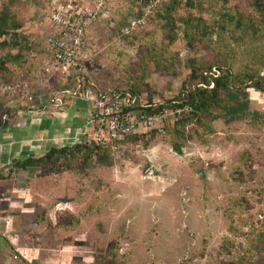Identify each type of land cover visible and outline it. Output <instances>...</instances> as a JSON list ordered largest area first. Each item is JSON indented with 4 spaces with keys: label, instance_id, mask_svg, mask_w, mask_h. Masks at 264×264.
I'll return each mask as SVG.
<instances>
[{
    "label": "rangeland",
    "instance_id": "rangeland-1",
    "mask_svg": "<svg viewBox=\"0 0 264 264\" xmlns=\"http://www.w3.org/2000/svg\"><path fill=\"white\" fill-rule=\"evenodd\" d=\"M76 2L91 13L94 87L180 104L186 89L221 73L234 86L264 77V0ZM47 3L0 0V29L31 42L15 63L1 60L11 47L0 51V84L17 89L0 90V128L32 137L12 154L19 160L82 142L47 140L63 121L41 122L65 106L47 102L62 80L41 70ZM23 84L28 95L46 89L44 105L29 102ZM245 91L253 120L193 109L99 156L55 155L49 170L0 156V264H264V87ZM80 125L65 124L69 135Z\"/></svg>",
    "mask_w": 264,
    "mask_h": 264
},
{
    "label": "built area",
    "instance_id": "built-area-1",
    "mask_svg": "<svg viewBox=\"0 0 264 264\" xmlns=\"http://www.w3.org/2000/svg\"><path fill=\"white\" fill-rule=\"evenodd\" d=\"M46 8L48 27L41 42L44 53L41 70L58 76L62 81H69L71 85L57 87L49 94L50 101L46 95L45 99L57 108L70 100L86 104L83 125L78 133L83 143L113 147L115 142L131 134L158 128L190 112L188 104H179L174 100L155 109L161 103L138 98L130 92H112L94 87L86 72L91 57L85 29L91 13L76 0H48ZM84 76L89 78L87 85H83ZM0 90L17 91L15 85L11 87L9 84H0ZM22 90L26 99L32 102L26 84H23ZM36 101L40 105L46 102L42 96H37Z\"/></svg>",
    "mask_w": 264,
    "mask_h": 264
},
{
    "label": "trees",
    "instance_id": "trees-1",
    "mask_svg": "<svg viewBox=\"0 0 264 264\" xmlns=\"http://www.w3.org/2000/svg\"><path fill=\"white\" fill-rule=\"evenodd\" d=\"M29 40V37L21 33L18 28H13L12 30L0 29V51H2L5 47H11L12 50H14V53H12V55L10 53H4L3 57H1V60H8L12 61V63H15L19 58L18 54L20 50L22 48L31 47V42ZM87 64L89 65V62ZM263 79L264 77L260 76L257 81L252 84L247 83L244 86H234L231 83L229 75L221 73L211 77L210 80L204 79L202 81L205 83L203 87L194 84L190 89H186V92L181 99V103L188 104L190 106V112L192 113L193 109L196 112L203 114L207 112L211 107H218L221 110V116H228L233 118L249 117L253 120L254 116L257 114V111L248 109V99L245 88L253 87L261 89L264 87ZM88 80L89 78L87 76H84L83 85H87ZM208 81H210L211 83L210 87H207ZM70 85L71 83L69 81H62L57 87H69ZM221 91L225 93L224 98L219 96ZM45 92L46 89L44 92L38 90L31 93L32 102H36L37 96ZM119 92L130 91L123 90ZM164 104L165 103H161L157 105L155 109L161 108L162 106H164ZM17 111L18 110H15V112ZM109 147L110 146L102 147L95 144H85L83 142L75 143V145L71 149H69V147H65V145H60L58 147L51 146L39 156H27L20 160L16 159L13 161V165L21 170L25 169L28 166L38 167L41 170H49L52 166L51 164L54 161L55 155H74L75 153L73 149H75L80 153L84 152L85 154H89L90 152H92L96 156H99L102 151L110 149Z\"/></svg>",
    "mask_w": 264,
    "mask_h": 264
},
{
    "label": "crops",
    "instance_id": "crops-1",
    "mask_svg": "<svg viewBox=\"0 0 264 264\" xmlns=\"http://www.w3.org/2000/svg\"><path fill=\"white\" fill-rule=\"evenodd\" d=\"M85 112H86V104L84 102L75 101L72 103V101H70V103L67 102L65 104L62 112H53L52 114H46L45 116H43V119H41L42 123L45 122L44 119H47L46 123H49V121H52V120L56 121V122L63 121V123L61 122L59 124H62L61 125L62 127L64 126L61 130L54 129L55 132H53V134L51 135L52 137L49 136L50 138H47V140L48 139H51V140L54 139L55 140L56 136H61V137H58L57 140H64L65 141L66 139H71L70 138L71 136L73 138V137L79 135L78 133L81 130V127H82L81 125H80V127L72 128V130H71L72 134L69 135L70 128L66 127L65 124L70 122V124L72 125L76 122L81 121V123L83 125V119H84ZM53 135H55V136H53ZM36 139L40 140V138H36ZM1 140H5V143L3 145H0V148H4V150H6V153L3 152V154L1 153L2 155L0 154V156H4L1 160L9 161L10 162L9 167H10L11 166L10 164L12 163V157H13V160L19 159V158H16L17 156H15V155L17 153L24 152V150H27V146L29 145V143L27 144V142H29V141L32 142V137L29 135V133L27 131H25V133H20V134H18L17 132L12 133V131H9L8 133H6V135H4L3 130L0 128V142H1ZM62 144L63 143H61V145ZM0 151H2V149ZM12 154H15V155H12ZM27 156L36 157V156H31V155H26V157ZM0 174H1V171H0ZM1 178L2 177L0 176V180H4ZM7 179H10V178H7Z\"/></svg>",
    "mask_w": 264,
    "mask_h": 264
},
{
    "label": "water",
    "instance_id": "water-1",
    "mask_svg": "<svg viewBox=\"0 0 264 264\" xmlns=\"http://www.w3.org/2000/svg\"><path fill=\"white\" fill-rule=\"evenodd\" d=\"M175 153H180V149H179V147H176V148H175Z\"/></svg>",
    "mask_w": 264,
    "mask_h": 264
}]
</instances>
